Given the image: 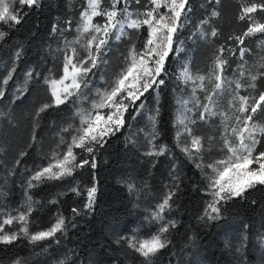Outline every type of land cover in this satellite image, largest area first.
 I'll use <instances>...</instances> for the list:
<instances>
[{"label": "trees", "instance_id": "16d2710c", "mask_svg": "<svg viewBox=\"0 0 264 264\" xmlns=\"http://www.w3.org/2000/svg\"><path fill=\"white\" fill-rule=\"evenodd\" d=\"M131 1V6L143 5V0ZM262 1L222 0L221 15L213 19L219 35L211 39L219 47L227 45L236 50L235 54H224L228 60L227 71L241 57L240 47L246 48V52L253 50L259 35L245 38L242 46L234 39L229 41V37L242 35L250 21L237 19L241 2L258 4ZM83 5L84 0H39L32 8L24 7L19 25L10 27L0 22V30L8 33L0 41V86L8 72L16 69L6 95L0 98V209L18 204L23 192L33 209L31 213L27 212L28 208L23 210L27 224L14 220L17 222L9 225L20 238L12 245L0 244V264H60L61 261L64 264H145L144 258L128 246V239L153 234L167 221H174L175 227L165 234L169 244L153 257V264H264V244L261 247L258 244L264 234V186L250 190L246 198L224 204L219 220H208L202 211L207 202L204 191L207 181L181 151L175 137V98L187 92L186 84L177 77L185 65L190 69L200 56L203 40L199 38L198 29L210 11L206 0H189L188 19L176 36V45L181 51L167 61L165 85L158 94L155 91L146 94L142 111L135 114V118L129 114L122 130L97 150L96 169L77 168L72 176L62 180L28 187V171L45 162L50 140L73 115L71 100L65 105L47 108L39 117L36 112L45 103H51L45 78L59 75V55L66 51L64 38L73 33ZM13 6L19 11L18 3ZM251 16L264 23V10L258 9ZM54 25L59 31H53ZM145 33L143 27L137 34L138 45L141 42L138 37H145ZM18 50L21 56L14 63ZM29 70L39 76L26 79ZM262 73L264 63L255 75ZM255 83L254 95L264 91V76ZM146 113H150L148 120L156 116L159 134L153 141L151 125L147 140L137 142L147 126ZM261 114L264 117V112ZM257 139L260 141L257 151H264V134H257ZM143 142L152 149L147 150V145L143 147ZM160 148L164 149L162 154H146ZM81 150L73 149L77 161L87 156ZM21 153L26 155L21 156ZM174 171L177 184L172 187ZM205 172L208 173L206 167ZM129 183L134 186L133 190L129 189ZM91 186L96 188L94 200L91 208L85 210L86 189ZM73 188L77 191H72ZM170 190L175 193L171 208L163 214L164 221L157 223L151 218L152 213ZM73 208L79 209V214H73ZM57 215H63L66 221V231L57 233L59 243L49 239L30 244L28 238L19 233L22 225L34 231L49 225Z\"/></svg>", "mask_w": 264, "mask_h": 264}, {"label": "snow or ice", "instance_id": "6c2138e0", "mask_svg": "<svg viewBox=\"0 0 264 264\" xmlns=\"http://www.w3.org/2000/svg\"><path fill=\"white\" fill-rule=\"evenodd\" d=\"M129 2L130 0H113L111 10H105L100 7L101 0H88V9L81 14L83 23L79 28L80 35L73 42L80 45V49L85 55H81V51L76 47L68 49L66 44L63 74L59 79L45 78L52 99L51 103H45L38 109L37 117L49 107H59L69 103L73 97L88 99V94L91 93L94 98L91 101V110H78L77 115L80 117L81 127L75 129L71 143L67 145V150L62 154H57L61 158H54V161H50L46 166L34 168L28 182L29 188L49 180H62L72 176L77 168L83 169L85 166H89L93 170L96 169L97 150L104 147L109 137L122 130L129 114H133V118H135V114L142 111L146 94L151 91L158 94L159 89L165 85V77L168 75L167 61L172 54H178L181 51V47L176 45V36L188 19L189 0H148V4L145 5L146 10L141 13L130 12ZM136 2L139 3L140 0H136ZM14 3L20 5L19 11L14 8ZM38 3L39 0H0V22L10 27L19 25L24 14V7L32 8ZM120 3L124 5L122 9L118 8ZM221 3L222 0H206V6L210 11H208L207 17L200 22L201 27L198 29V35L201 40L208 41L209 36L215 38L219 35L217 28L213 26V19L220 17L219 6ZM258 9L264 10V4L253 3L250 6H243L237 19L239 21L251 19V14L257 12ZM121 13L123 19L120 18ZM97 16L106 18L103 25L93 23V18ZM143 27H146V36L138 37L141 41L139 46L135 42L132 43L128 55L122 59L121 70L116 73H107L108 61L105 57L111 50L113 37L116 42H120L128 35L126 29L139 33ZM53 31H59L58 26L54 25ZM257 33L264 34V23H250L242 35L228 39L229 41L234 39L237 45L242 46L245 43V38ZM7 35V32L0 30V41H3ZM217 51L220 55L213 52L214 66L209 73L210 76L215 74L212 93H207V89L204 87L203 81L206 77L193 74L186 65L177 77L178 81H183L186 85L191 83L193 86L192 96L189 99L178 100L180 115L177 118V123L183 127V132L178 131L177 138L179 139L182 135L191 138V147L185 145L181 151L195 163L207 181L204 191L211 199L205 207L204 217L210 221L221 218L224 204L231 200L246 198L250 190L264 186V151H257V144L260 143L257 139V132L264 133V127H259L255 123L257 114L264 112V91L258 92V98L252 94L257 90L255 82L264 76V73L261 76L250 75L251 82L246 85L240 81L235 82L236 94L229 103L232 109V115L229 117L218 111L217 98L224 92L225 84L229 86L231 84L224 75L228 65L224 54H235L236 50L230 46L221 45ZM239 51L243 60L247 49L240 47ZM20 56L21 52L18 50L14 63L18 62ZM102 66L105 67L101 77L104 86L93 90L90 88V84L95 72ZM241 68H243V64ZM15 71L14 67L8 72L7 77L2 79L0 98L6 95L7 85L13 79ZM34 75L39 76L34 70H29L26 73V79L30 80ZM243 75L244 71H241V76ZM245 87L252 91L248 95H241L240 90ZM197 89L206 92L207 103H201L197 96ZM19 94L25 95L23 92H19ZM194 112L198 114L199 121L203 123H207L218 115L223 116L225 122L221 148L222 151H225V155L206 166L198 162L203 151V144L201 138L193 131V128L198 126L197 120L193 119L191 115ZM156 115H159L158 102ZM150 120L152 125L150 136L154 141L159 134L156 129V116H152ZM230 120H235V124L229 126L227 122ZM62 131L71 133L73 129L69 125ZM230 136H234L238 143L230 142ZM33 140H35V136H33ZM61 143H64L63 137H61ZM74 147L82 149L87 153V156L77 161V155L73 151ZM163 152L164 149L160 148L157 152L146 154L158 155ZM24 155L26 154L21 153V156ZM16 163L18 165L20 161L17 160ZM205 167L211 169V173L205 172ZM172 179V187H175L177 184L175 171L172 173ZM128 187L130 190L134 188L131 183L128 184ZM72 191H77V189L73 188ZM95 191V186L87 187L85 210L91 208ZM77 194L80 193L77 192ZM174 194L170 190L158 203L156 211L152 213L151 218L157 223L164 221L163 214L171 208ZM32 211L31 202H29L27 212L31 213ZM72 212L79 214V209L73 208ZM14 220L27 224V216L23 211L18 216L9 215L0 224V233H3L0 234V244L12 245L20 238L17 232H4V226L12 225ZM65 225L66 221L63 215H58L55 223H52L46 230L36 231L29 235V229L25 226L19 229V233L28 238L30 244H37L49 239L59 243L60 237L57 233L63 234L66 231ZM171 227H175L174 221L162 223L155 234L148 239L129 238L128 246L144 258L145 264H153V257L169 244L165 234ZM261 243L264 244V234L261 235ZM60 264H64V261H61Z\"/></svg>", "mask_w": 264, "mask_h": 264}, {"label": "rangeland", "instance_id": "374dc122", "mask_svg": "<svg viewBox=\"0 0 264 264\" xmlns=\"http://www.w3.org/2000/svg\"><path fill=\"white\" fill-rule=\"evenodd\" d=\"M131 1V0H130ZM134 2L136 0H133ZM132 2V1H131ZM113 0H101L100 7L105 10H111ZM143 5L141 7H135L131 6L129 2V11L132 13H141L146 10L145 5L148 4V0H143ZM253 4V3H252ZM256 4V3H255ZM264 4V0L262 3H258L257 5ZM251 4H245L241 2V7L243 6H250ZM124 7L123 3L118 4V8L122 9ZM88 9V0H84V5L82 9L79 12V17L77 20V23L73 27V33L68 36L67 38H64L65 44H67L68 49L71 47H76L81 51V55H85L82 49H80L79 44L73 43L77 40L79 33V28L82 25V16L81 14L85 12ZM163 11V9H162ZM120 18L123 19V14H120ZM105 17L104 16H97L93 18V23L98 25H103L105 23ZM250 23H262L260 21H257V19L253 16H251V19H249ZM144 31H146V27H144ZM126 32L128 35L122 39L120 42H116L114 37L111 41V50L106 54V60L108 61L106 71L107 73H116L121 70L123 67L122 59L124 56L128 55L129 50L132 48V43L135 42L137 46H139L136 43V37L137 32L135 30L126 29ZM146 36V33L144 34ZM220 47L217 46L214 41L209 36V40L205 41L203 40V43L201 44V51L200 56H198L197 60L194 61L193 66L190 67V70L193 74H199L204 75L206 77L205 81H203L204 87L207 89V93H212L214 89L215 79H214V73L210 76L209 73L211 69L214 66V59H213V52H216L217 55H220V53L217 51ZM66 50V48H65ZM65 52H61L59 55V61L61 62V68L59 75L51 78V79H59L60 76L63 74V60H64ZM174 54L171 55V57ZM264 63V34L258 35L256 46L253 50H250L244 54L243 60L241 57L237 61V63L231 67L230 71H226L224 73L225 77L228 81L231 82L230 86L228 84H225V90L224 92L217 98V103L219 105L218 111L221 113H224L231 117L232 115V109L229 106L230 101H232L233 96L236 94L235 90V82L240 81L242 84L250 83V75H255L256 73L260 72L262 69ZM243 64V68H241V65ZM105 71V67L102 66L100 70H97L95 72V75L92 79V83L90 84V88L93 90L95 88H102L104 86L103 80H102V72ZM241 71H244V75L241 76ZM107 78V77H105ZM49 79V80H51ZM199 83V82H197ZM182 84V83H180ZM48 85V84H47ZM187 89V92H184L182 94H179L177 98H175V122H174V129H175V137L176 141L179 145V147L182 149L185 145H187L189 148L191 147V138L187 135H182L179 139L177 138V132H183V127L177 123V118L180 115V112L178 111L179 105L178 100L184 99L187 100L192 96V84L189 83L185 86ZM87 92V90H85ZM251 89H247V87L240 90L241 95H248L249 92H251ZM48 95L51 98L49 85L47 89ZM253 94V92H252ZM254 95V94H253ZM197 96L200 99L201 103H207V100L205 99L206 92L200 89H197ZM255 96L258 98V94H255ZM94 97L91 95V93L88 94V99H84L83 97L71 98L72 104H74V110L73 115L71 118V121L69 123H66L65 125H61L58 128V131L54 134L53 140L51 139L48 146L46 147V160L43 164L39 165V167L46 166L50 161H54V158H61L57 154H62L64 151L67 150V145L71 143L72 135L75 133V129L80 128V117L77 115L78 110L80 109H89L91 110V101ZM202 110V109H201ZM150 113H146L145 117L147 119V126L145 127L144 131L141 133L140 138L136 139L137 142H142L143 139L147 140V134L150 133V126H151V120H148ZM192 118L197 120L198 126L193 128V131L197 136L201 138L202 144H203V151L201 153V156L198 160V162H201L205 166L209 163H213L216 160H219L224 157L225 151H222V145H223V137L222 134L225 130V122L223 120V116H216L211 118L207 123H203L199 121V116L195 112L191 114ZM229 126L235 124V120H230L227 122ZM255 123L259 127H264V117L262 116L261 112L257 114ZM69 125L72 126L73 131L71 133L64 132L62 129L68 128ZM260 132H257L259 134ZM264 134V133H262ZM61 137H63L64 143H61ZM230 142L233 144L238 143V140L234 136H230ZM144 145H147L148 149H152L150 144H147L146 142H143ZM83 153H85L83 150H81ZM38 167V166H37ZM36 167L31 168V170L27 173V178L30 179V176L33 174V169ZM208 173H211V169L207 168ZM211 199L210 196L207 195V202ZM29 198L26 193L23 192L21 200L18 202V204L12 206L11 208L6 209H0V224L3 223V220L8 218L9 215L11 216H18L21 211L27 209L29 207ZM204 205L203 213L205 210V207L207 205ZM58 216V215H57ZM57 216L54 217V219L51 220L49 225L45 227H41L40 229L29 231V235L36 231L46 230L51 226L52 223H55ZM18 221V220H17ZM13 221V222H17ZM18 226V225H16ZM23 227V225L21 226ZM4 232L11 233L16 232V229H13V227H9V225L4 226ZM3 234V233H0ZM155 234V233H153ZM149 234L146 236H142L138 239H148L151 237ZM261 240V237H259ZM261 247L262 243H258Z\"/></svg>", "mask_w": 264, "mask_h": 264}]
</instances>
